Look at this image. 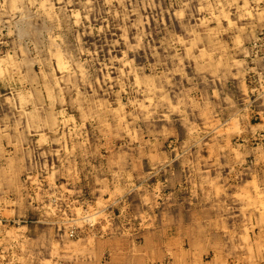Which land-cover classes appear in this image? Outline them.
Wrapping results in <instances>:
<instances>
[{"label":"rangeland","instance_id":"rangeland-1","mask_svg":"<svg viewBox=\"0 0 264 264\" xmlns=\"http://www.w3.org/2000/svg\"><path fill=\"white\" fill-rule=\"evenodd\" d=\"M263 42L264 0H0V155L35 166L0 178V264H264V130L223 122Z\"/></svg>","mask_w":264,"mask_h":264},{"label":"bare ground","instance_id":"bare-ground-1","mask_svg":"<svg viewBox=\"0 0 264 264\" xmlns=\"http://www.w3.org/2000/svg\"><path fill=\"white\" fill-rule=\"evenodd\" d=\"M218 4H219V3H218ZM228 4H229V3H228ZM211 7H212V6H211ZM227 9H228V8H227ZM223 10H224V9H223ZM225 10H226V9H225ZM212 12H213V10H212ZM227 12H228V11H227ZM222 15H223V14H222ZM226 16H227V15H226ZM230 23H231V22L229 21V24H230ZM230 25L232 26V24H230ZM256 37H257V36H256ZM258 37H259V36H258ZM194 40H195V39H194ZM198 41H199V40H198ZM198 41H196V42H198ZM263 43H264V42H263ZM192 44H193V43H192ZM192 44H191V45H192ZM195 46H196V45H195ZM191 48H192V47H191ZM197 48H198V47H197ZM210 54H211V53H210ZM210 54H209V55H210ZM208 57H209V56H208ZM208 59H209V58H208ZM169 82H170V81H169ZM153 88H154V86H153ZM153 88H152V89H153ZM48 89H49V88H48ZM59 89H60V88H59ZM24 91H25V90L23 89V92H24ZM19 93H20V92H19ZM25 93H26V92H25ZM21 94H22V95H21L20 98H21V104H22V103L25 102V101L27 102L29 97L25 96L24 93H22V92H21ZM27 94H28V92H27ZM48 94H49V93H48ZM53 94H54V93H53ZM53 94H51V96H52ZM28 96H31V95L29 94ZM57 96H58V95H57ZM159 96H160V95H159ZM157 97H158V96H157ZM160 97H161V96H160ZM26 98H27V99H26ZM32 98H33V95H32ZM22 100H23V101H22ZM152 100H154V98H152ZM149 101H150V100H149ZM160 101H161V100H160ZM163 101H164V100H163ZM159 103L161 104V102H159ZM24 104H25V103H24ZM32 104H33V103H32ZM32 104H31V105H32ZM15 105H16V104H15ZM170 105H171V104H170ZM175 105H176V104H175ZM175 105H174V106H175ZM21 106H22V105H21ZM154 106H155V105H154ZM159 106H160V105H159ZM161 106H162V105H161ZM181 106H182V105H181ZM35 107H37L39 110H41V107H40V106H35ZM174 108H175V107H174ZM184 109H185V108H184ZM48 110H49V109H48ZM62 110H63V109H62ZM37 111H38V110H37ZM63 111H64V110H63ZM167 111H168V110H167ZM171 111H172V110H171ZM173 111H174V110H173ZM58 112H59V111H58ZM155 112H156V111H155ZM181 112H182V111H181ZM60 113H61V112H60ZM183 113H184V112H183ZM33 115H34V114H33ZM44 115H45V114H44ZM59 115H60V114H59ZM169 115H170V114H169ZM169 115H168V116H169ZM57 116H58V115H57ZM61 116H62V115H61ZM68 116H69V115H68ZM166 116H167V115H166ZM182 116H183V115H182ZM182 116H181V117H182ZM38 117H39V115H38ZM62 117H63V116H62ZM185 117H186V116H185ZM40 118H41V117H40ZM68 118H69V117H68ZM169 118H170V116H169ZM59 119H60V118H59ZM61 119H62V118H61ZM101 119H102V118H101ZM185 119H186V118H185ZM45 120H46V118H45ZM67 120H68V119H67ZM67 120H65V121H67ZM69 120H70V119H69ZM69 120H68V121H69ZM56 121H57V119H56ZM58 122H59V121H58ZM70 122H71V120H70ZM72 122H74V121H72ZM44 123L47 124L46 122H44ZM59 123H60V122H59ZM15 124H16V121H15ZM45 124H44V125H45ZM61 124L63 125V123H61ZM83 124H84V123H82V125H83ZM192 124H193V123H192ZM209 124H210V123H209ZM193 125H194V124H193ZM210 125L212 126V124H210ZM27 126H28V125H27ZM35 126H36V127H35L36 129H37V128H40V127H43V125H42L41 122H36V125H35ZM56 126H57V125H56ZM73 126H74V125H73ZM207 126H208V125H207ZM213 126H214V125H213ZM77 127H78V126H77ZM77 127H76V128H77ZM79 127H80V126H79ZM81 127H82V126H81ZM197 127H198V126H197ZM17 128H18V127H17ZM28 128H29V127H28ZM60 128H61V127H60ZM66 128H67V125H66ZM73 128H75V127H73ZM227 128H228V127H227ZM214 129H215V128H214ZM220 129H221V128H220ZM228 129H229V128H228ZM230 129H231V128H230ZM3 130H4V131H3ZM52 130H53V129H52ZM54 130H55V128H54ZM54 130H53V131H54ZM62 130H63V129H62ZM72 130L74 131V129H72ZM72 130H70V131H72ZM198 130H199V129H198ZM215 130L219 131V129H215ZM233 130H234V129H233ZM58 131H59V130H58ZM58 131H57V132H58ZM217 131H216V132H217ZM221 131H222V130H221ZM227 131H228V130H227ZM229 131H230V130H229ZM238 131H239V130H238ZM6 132H7V134H5ZM18 132H19V131H18ZM59 132H60V131H59ZM67 132H68V131H67ZM78 132H79V131H78ZM195 132H196V131H195ZM223 132H224V131H223ZM223 132H222V133H223ZM230 132L232 133V130H231ZM234 132H235V131H234ZM73 133H74V132H73ZM187 133H188V132H187ZM190 133H191V132H190ZM197 133H198V132H196V134H197ZM212 133H213V132H212ZM218 133H219V132H218ZM218 133H216V134L218 135ZM220 133H221V132H220ZM224 133H225V132H224ZM227 133H228V132H227ZM236 133L238 134L239 132H236ZM64 134H65V133H64ZM75 134H76V133H75ZM196 134L193 133V135H196ZM204 134H205V133H204ZM233 134H234V133H233ZM258 134H259V133H258ZM258 134H257V136H258ZM262 134H263V133H262ZM40 135H42V134H40ZM40 135H39V136H40ZM70 135H71V134H70ZM76 135H77V134H76ZM76 135H75V136H76ZM191 135H192V133H191ZM193 135H192V136H193ZM197 135H198V134H197ZM197 135H196V136H197ZM44 136H45V135H44ZM62 136H63V135H62ZM75 136H74V137H75ZM188 136H189V135H188ZM1 137L6 138V139H8V140H10V141H14V138H18L19 136H15V133H14V132L12 133V131H11V132H10V131H9V132H8V131H5L4 128H1V127H0V138H1ZM40 137H41V136H40ZM200 137H202V135H201ZM205 137H206V136H205ZM246 137H247V136H246ZM258 137H259V136H258ZM63 138H64V140H65V137H63ZM76 138H77V136H76ZM76 138H75V139H76ZM192 138H193V137H192ZM194 138H196V137H194ZM254 138H255V137H254ZM41 139H42V137H41ZM44 139H45V138H44ZM47 140H48V139H47ZM60 140H61V139H60ZM83 140H84V139H83ZM87 140H88V139H87ZM87 140H85V141H87ZM194 140H195V139H194ZM197 140H198V139H197ZM225 140H226V139H225ZM263 140H264V139H263ZM39 141H40V139H39ZM44 141H46V140H44ZM44 141H43V142H44ZM69 141H70V140H69ZM85 141H84V142H85ZM184 141H185V140H184ZM226 141H227V140H226ZM250 141H251V140H250ZM50 142H51V141H50ZM63 142H64V141H63ZM65 142H67V141H65ZM72 142H73V141H72ZM189 142H191V141H189ZM223 142H224V140H223ZM228 142H229V141H228ZM237 142H238V140H237ZM241 142H243V141L241 140ZM244 142H245V141H244ZM41 143H42V142H41ZM58 143H59V142H58ZM67 143H68V142H67ZM75 143H76V142H75ZM88 143H89V142H88ZM207 143H208V142H207ZM229 143H230V142H229ZM1 144H2V143H1ZM59 144H60V143H59ZM65 144H66V143H65ZM72 144H73V143H72ZM72 144H71V145H72ZM200 144H201V143H200ZM224 144H226V143H224ZM233 144H234V142H233ZM243 144H244V143H243ZM262 144H263V143H262ZM60 145H61V144H60ZM71 145H70V147H71ZM84 145H85V144H84ZM184 145H185V144H184ZM64 146H65V145H64ZM217 146H218V145H217ZM226 146H227V144H226ZM72 147H73V146H72ZM72 147H71V148H72ZM189 147H190V146H189ZM61 148H62V147H61ZM78 148H79V147H78ZM84 148H85V147H84ZM212 148H213V147H212ZM233 148H234V147H233ZM259 148H261V146H259ZM203 149H204V148H203ZM203 149H202V150H203ZM186 150H188V149H186ZM223 150H224V149H223ZM231 150H232V149H231ZM239 150H240V149H239ZM0 151H1V149H0ZM65 151H67V149H66ZM74 151H75V150H74ZM79 151H80V150H79ZM97 151H98V150H97ZM177 151H178V150H177ZM212 151H213V150H212ZM235 151H236V150H235ZM70 152H71V151H70ZM81 152H82V150H81ZM81 152H80V153H81ZM242 152H243V151H242ZM76 153H77V152H76ZM94 153H95V152H94ZM233 153H234V152H233ZM237 153H238V152H237ZM240 153H241V152H240ZM63 154H64V153H63ZM72 154H73V153H72ZM211 154H212V153H211ZM74 155H75V153H74ZM77 155H78V154H77ZM100 155H101V153H100ZM234 155H235V153H234ZM240 155H241V154H240ZM83 156H84V155H83ZM209 156H210V154H209ZM213 156H214V155H213ZM235 156H236V155H235ZM262 156H263V154H262ZM0 157H3L2 154L0 155ZM76 157H77V156H76ZM95 157H96V156H95ZM176 157H177V156H176ZM236 157H237V156H236ZM236 157H234V158H236ZM80 158H81V157H80ZM87 158H88V157H87ZM242 158H243V157H242ZM46 159H47V158H46ZM85 159H86V158H85ZM237 159H238V158H237ZM74 160H75V159H74ZM81 160H82V158H81ZM92 160H93V159H92ZM82 161H83V160H82ZM199 161H200V160H199ZM58 162H59V161H58ZM77 162H78V161H77ZM56 163H57V162H56ZM74 163H75V162H74ZM84 163H86V162H84ZM199 163H200V162H199ZM30 164H32V163H30ZM81 164H82V163H81ZM91 164H92V163H91ZM105 164H106V163H105ZM238 164H239V163H238ZM63 165H64V164H63ZM76 165H77V163H76ZM240 165H241V164H240ZM78 166H79V165H78ZM95 166H96V165H95ZM191 166H192V164H191ZM33 167L35 168V166H34L33 164L30 165V168H28L27 166H23L22 163L20 162V159L17 158V157H16V158H15V157H8L6 160L0 162V178H1V177H6V178H7V177H12V176H13V178H14V177L16 178L17 172H19V173L22 174V171H24L23 169H26V170H29V169H30V170H33V169H32ZM75 168H76V167H75ZM75 168H74V169H75ZM77 168H78V167H77ZM235 168H236V167H235ZM71 169H72V168H71ZM237 169H238V168H237ZM47 170H48V169H47ZM75 170H76V169H75ZM233 170H235V169H233ZM90 171H91V170H90ZM99 171H100V170H99ZM125 171H126V170H125ZM193 171H194V170H193ZM238 171H239V169H238ZM31 172H32V171H31ZM63 172H64V171H63ZM92 172H93V171H92ZM104 172H107V171H104ZM119 172H121V171H119ZM233 172H234V171H233ZM32 173H33V172H32ZM36 173H37V172H36ZM70 173H71V172H70ZM75 173H76V171H75ZM110 173H111V172H110ZM112 173L115 174V171H113ZM112 173H111V174H112ZM34 174H35V173H34ZM47 174H48V173H47ZM63 174H64V173H63ZM117 174H119V173H116V175H117ZM125 174H126V172H125ZM230 174H231V173H230ZM31 175L33 176V174H31ZM39 175H40V174H39ZM51 175H52V174H51ZM69 175H70V174H69ZM71 175H72V174H71ZM36 176H37V175H36ZM112 176H113V174H112ZM123 176H124V175H123ZM125 176H126V175H125ZM235 176H236V175H235ZM24 177H25V176H24ZM79 177H80V176H79ZM118 177H120V175H119ZM193 177H194V176H193ZM196 177H197V175H196ZM72 178H73V177H72ZM42 179H43V177H42ZM46 179H47V178H46ZM50 179H51V178H50ZM123 179H124V178H123ZM128 179H129V176H128ZM14 180H15V179H14ZM79 180H80V179H79ZM130 180H131V179H130ZM15 181H16V180H15ZM38 181H39V180H38ZM48 181H49V180H48ZM73 181H74V180H73ZM124 181H125V180H124ZM128 181H129V180H128ZM128 181H127V182H128ZM197 181H198V180H197ZM34 182H35V181H34ZM50 182H51V181H50ZM130 182H131V181H130ZM193 182H194V181H193ZM202 182H203V181H202ZM15 183H16V182H15ZM28 183H29V182H28ZM31 183H32V182H31ZM131 183H132V182H131ZM194 183H195V182H194ZM206 183H207V182H206ZM206 183H205V184H206ZM209 183H210V182H209ZM212 183H213V182H212ZM253 183H254V182H253ZM39 184H40V183H39ZM43 184H44V183H43ZM202 184H203V183H202ZM202 184H201V185H202ZM29 185H30V184H29ZM101 185H102V184H101ZM101 185H100V186H101ZM120 185L122 186V183H120ZM133 185H134V183H133ZM203 185H204V184H203ZM207 185H209V184H207ZM0 186L3 187V188H5V187L2 186V185H0ZM14 186H15V185H14ZM23 186H24V185H23ZM37 186H38V185H37ZM40 186H41V185H40ZM50 186H51V185H50ZM50 186H49V187H50ZM65 186H67V185H65ZM68 186H69V185H68ZM115 186H116V185H115ZM123 186H124V184H123ZM191 186L193 187V185H191ZM253 186H254V184H253ZM255 186H256V185H255ZM255 186H254V188H255ZM16 187H17V189H15V192H16V191L18 192L16 198H17L18 200L21 201V199H23V198L25 197V194L23 193V190H24V189L22 190V184H21V182L16 183ZM19 187H20L21 189H20ZM26 187H27V189H30V188H32L33 186L31 187V185H30V187H29V186H26ZM43 187H44V186H43ZM124 187H126V186H124ZM134 187H135V186H134ZM195 187H197V186L195 185ZM221 187H223V186H221ZM23 188H24V187H23ZM128 188H131V189H132L133 187H131V185H130V187H127V189H128ZM254 188H253V189H254ZM37 189H38V188H36V190H37ZM44 189H45V188H44ZM53 189H54V188H53ZM53 189H52V190H53ZM111 189H112V188H111ZM120 189H121V187H120ZM193 189H195V188H193ZM216 189H217V188H216ZM253 189H252V190H253ZM39 190H40V189H39ZM108 190H109V189H108ZM112 190H113V189H112ZM115 190H116V189H115ZM122 190H123V189H121V191H122ZM128 190H129V189H128ZM55 191H56V190H55ZM58 191H59V190H58ZM61 191H62V190H61ZM61 191H60V192H61ZM4 192H5V191H4ZM36 192H37V191H36ZM47 192H48V190H47ZM52 192H53V191H52ZM66 192H67V191H66ZM217 192H218V191H216V193H217ZM236 192H237V191H236ZM248 192H249V191H248ZM70 193H71V192H70ZM118 193L120 194V191H119ZM122 193H124V191H123ZM122 193H121V194H122ZM42 194H44V193L42 192ZM60 194H61V193H60ZM109 194H110V193H109ZM245 194H246V193H245ZM254 194H255V193H254ZM30 195H31V194H30ZM48 195H49V194H48ZM48 195H47V196H48ZM57 195H58V194H57ZM57 195H56V196H57ZM63 195H64V194H63ZM247 195H248V194H247ZM36 196H37V194H36ZM36 196H35V197H36ZM54 196H55V194H54ZM60 196H61V195H59V197H60ZM70 196H71V195H70ZM120 196H121V195H120ZM9 197H10V196H9ZM236 197H237V195H236ZM54 198H55V197H54ZM73 198H74V197H73ZM109 198H110V197H109ZM8 199H9V198H8ZM26 199H27V197H26ZM28 199H29V198H28ZM66 199H67V198H66ZM98 199H99V198H98ZM121 199H122V198H121ZM121 199H120V200H121ZM246 199H247V198H246ZM249 199H250V198H249ZM33 200H34V199H33ZM51 200H52V199H51ZM56 200H57V199H56ZM117 200H118V199H117ZM247 200H248V199H247ZM250 200H251V199H250ZM45 201H46V200H45ZM64 201H65V200H64ZM64 201H63V204H64ZM66 201H69V200H66ZM77 201H78V200H77ZM10 202H11V201H10ZM21 202H22V201H21ZM27 202H28V200H27ZM70 202H71V201H70ZM70 202H69V203H70ZM84 202H85V201H84ZM90 202H91V201H90ZM252 202H253V200H252ZM263 202H264V201H263ZM22 203H23V202H22ZM54 203H55V202H54ZM72 203H74V202H72ZM72 203H71V204H72ZM95 203H96V202H95ZM249 203H251V202L249 201ZM253 203H254V202H253ZM13 204H14V203H13ZM81 204H82V203H81ZM99 204H100V203H99ZM99 204H98V205H99ZM102 204H103V203H102ZM126 204H127V203H126ZM254 204H255V203H254ZM254 204H253V206H254ZM27 205H28V204H27ZM35 205H36V204H35ZM55 205H56V204H55ZM61 205H62V204H61ZM61 205H60V206H61ZM65 205H66V204H65ZM258 205H261V204H258ZM70 206H71V205H70ZM70 206H69V207H70ZM73 206H74V205H73ZM103 206H104V205H103ZM242 206H243V205H242ZM250 206H251V205H250ZM261 206L263 207V205H261ZM33 207H34V206H33ZM50 207H51V206H50ZM50 207H49V208H50ZM62 207H63V206H62ZM79 207H80V206H79ZM85 207H86V208H89V207H87V206H85ZM125 207H126V206H125ZM245 207H246V206H245ZM40 208H41V207H40ZM74 208H75V207H74ZM74 208H73V210L71 209L73 212H74V210H75ZM92 208H93V207H92ZM105 208H106V207H105ZM241 208H242V207H241ZM263 208H264V207H263ZM52 209H53V208H52ZM55 209H56V208H55ZM58 209H59V208H58ZM79 209H80V208H79ZM261 209H262V208H261ZM47 210H48V209H47ZM64 210H65V209H64ZM77 210H78V209H77ZM77 210H76V211H77ZM81 210H82V209H81ZM94 210H96V209H94ZM106 210H107V209H106ZM121 210H122V209H121ZM252 210H254V208H253ZM9 211H10V210H9ZM67 211H69V210H67ZM84 211H85V210H84ZM86 211H87V210H86ZM86 211H85V212H86ZM263 211H264V209H263ZM10 212H11V211H10ZM85 212H84V213L82 212L83 215H82V214L80 215L81 218H82V216L84 217V218H82V219H88V218H90V219L93 218V219H94V216L97 215L96 212H95L96 214H95L94 212L91 213V212H89V211L86 212V213H85ZM101 212H102V210H101ZM103 212H104V211H103ZM59 213H60V212H59ZM64 213H65V211H64ZM66 213H67V212H66ZM70 213L72 214V212H70ZM107 213H108V212H107ZM263 213H264V212H263ZM60 214H61V213H60ZM74 214H76V213L74 212ZM257 214H258V213H257ZM259 214H260V213H259ZM46 215H49V214L46 213ZM76 215H78V214H76ZM101 215H102V213H101ZM108 215H109V214H108ZM112 215H113V214H112ZM261 215H263V214H261ZM87 216H88V217H87ZM97 216H98V215H97ZM102 216H103V215H102ZM138 216H139V215H138ZM140 216H141V215H140ZM252 216H253V215H252ZM15 217H16V216H15ZM51 217H53V216H51ZM71 217H72V216H71ZM109 217H110V216H109ZM112 217H113V216H112ZM250 217H251V216H250ZM261 217H262V216H261ZM1 218H2V217H1ZM8 218H9V217H8ZM67 218H68V217H67ZM75 218H76V217H75ZM77 218H78V216H77ZM118 218H119V217H118ZM135 218H136V217H135ZM53 219H54V218H53ZM62 219H63V218H62ZM62 219H61V220H62ZM78 219H80V218H78ZM78 219H77V220H78ZM96 219H97V218H96ZM103 219H104V218H103ZM25 220H26V219H25ZM49 220H50V218H49ZM61 220H59V222H60ZM67 220H68V219H67ZM70 220H71V218H70ZM72 220H73V219H72ZM72 220H71V221H72ZM80 220H81V219H80ZM88 220H89V219H88ZM104 220H105V219H104ZM18 221H19V220H18ZM44 221H48V220H44ZM53 221H54V220H53ZM68 221H69V220H68ZM68 221H67V222H68ZM74 221H75V223H76V220H74ZM78 221H79V220H78ZM84 221H85V220H84ZM93 221H95V220H93ZM93 221H92V224L95 223V222L93 223ZM143 221H144V219H143ZM85 222H86V221H85ZM89 222H90V220H89ZM101 222H102V221H101ZM107 222H108V221H107ZM137 222H138V221H137ZM18 223H19V222H18ZM97 223H98V222H97ZM99 223H100V222H99ZM105 223H106V221L104 222V224H105ZM126 223H127V222H126ZM143 223H144V222H143ZM90 224H91V223H90ZM95 224H96V223H95ZM106 224H107V223H106ZM144 224H145V223H144ZM19 225H20V224H19ZM76 225H77V224H76ZM76 225H75V226H76ZM99 225H100V224H99ZM120 225H121V223H120ZM54 226H55V225H54ZM81 226H82V225H81ZM83 226H84V225H83ZM91 226H92V225H91ZM106 226H108V225H106ZM106 226H105V228H106ZM71 227H72V226H71ZM100 227H101V226H100ZM139 227H140V225H139ZM68 228H69V227H68ZM75 228H76V227H75ZM101 228H102V227H101ZM119 228H120V227H119ZM91 229H92V228H91ZM102 230H104V229H102ZM102 230H101V232H104V231H102ZM124 230H125V228H124ZM85 231H86V230H85ZM88 231H89V230H88ZM105 231H106V230H105ZM116 231H117V230H116ZM247 231H248V230H247ZM67 232H68V231H67ZM78 232H79V231H78ZM93 232H94V231H93ZM96 232H97V231H96ZM98 232H99V231H98ZM123 232H124V231H123ZM123 232H122V234H123ZM125 232H126V231H125ZM136 232H137V231H136ZM115 233H118V232H115ZM74 234H75V233H74ZM105 234H106V233H105ZM78 235H79V234H78ZM78 235H77V236H78ZM83 235H84V234H83ZM87 235H88V234H87ZM94 235H95V234H94ZM123 235H124V234H123ZM71 236H72V235H71ZM71 236H70V237H71ZM88 236H90V235H88ZM101 236H102V235H101ZM245 236H246V235H245ZM68 237H69V236H68ZM104 237H106V236H104ZM117 237H118V236H117ZM99 238H100V237H99ZM110 238H111V237H110ZM244 238H245V237H244ZM69 239H70V238H69ZM71 239H72V238H71ZM75 239H76V238H75ZM75 239H74V240H75ZM77 239H78V238H77ZM90 239H91V238H90ZM90 239H89V240H90ZM92 239H93V238H92ZM102 239H103V238H102ZM135 240H136V239H135ZM79 241H80V240H79ZM87 242H88V241H87ZM134 242H135V241H134ZM132 243H133V242H132ZM76 244H77V243H76ZM102 248H103V247H102Z\"/></svg>","mask_w":264,"mask_h":264},{"label":"crops","instance_id":"crops-1","mask_svg":"<svg viewBox=\"0 0 264 264\" xmlns=\"http://www.w3.org/2000/svg\"><path fill=\"white\" fill-rule=\"evenodd\" d=\"M259 78H261L260 75H259ZM242 100L245 101L246 99L243 98ZM238 102H239V105H237L236 108L233 111H230V112L226 113L227 117L225 116L226 118H225V120L223 122H228V121L236 122V123L238 122L241 126H243L244 128H247V133L245 134V136H253V135L258 134L261 131H263L264 130V103H263V100H260L258 103L253 105L254 106V110L250 109L251 103H248V104L246 103V104H243V105L241 104L242 105L241 106L240 105L241 101L239 100ZM252 112L254 113L255 118H257L259 120V122H257L255 125H252V123L250 122L251 121V117L253 115ZM223 122H222V124L224 125ZM238 149H240V152H241L240 154H242V155L243 154L244 155L251 154L254 157L255 156L256 157H261V155L259 154V151L257 150L259 148H250L248 146H244L243 145L242 147H240ZM6 159H7L6 157L5 158L0 157V162L4 161ZM20 162L22 163L23 166H27L28 168H30V163L27 162V160L25 161V163L22 160ZM260 172L263 173L264 170L263 171L261 170ZM208 206H209V204H208ZM134 207H135V210H137V212H140V213L144 212V210H145L142 206H139V205L134 206ZM176 208L177 207H175V209ZM175 209H174V212H175ZM186 210H188L187 207H185L184 214L182 212L179 218H182V224H186L187 225V224H190L189 222H190V219L192 218V214H190ZM174 212L171 211L169 214L172 215V217H174V218L178 217L177 212H175V213ZM207 218H212V216H209V214H208ZM114 238L115 237H113V239Z\"/></svg>","mask_w":264,"mask_h":264}]
</instances>
